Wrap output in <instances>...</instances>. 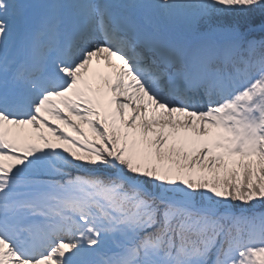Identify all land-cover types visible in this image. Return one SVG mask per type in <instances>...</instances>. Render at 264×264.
<instances>
[{"label":"snow or ice","instance_id":"6c2138e0","mask_svg":"<svg viewBox=\"0 0 264 264\" xmlns=\"http://www.w3.org/2000/svg\"><path fill=\"white\" fill-rule=\"evenodd\" d=\"M0 264H264V0H0Z\"/></svg>","mask_w":264,"mask_h":264}]
</instances>
